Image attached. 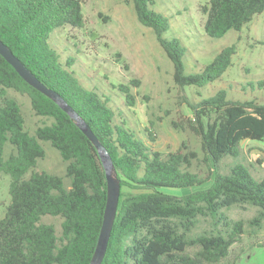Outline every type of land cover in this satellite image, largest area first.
Segmentation results:
<instances>
[{
	"label": "trees",
	"instance_id": "16d2710c",
	"mask_svg": "<svg viewBox=\"0 0 264 264\" xmlns=\"http://www.w3.org/2000/svg\"><path fill=\"white\" fill-rule=\"evenodd\" d=\"M130 1L138 22L153 32L170 60L179 86L204 87L231 65L233 46L223 48L200 72L186 74V48L178 39L163 36L170 26L165 16L151 9L155 0ZM263 11L264 0H208L200 7L202 30L208 38L219 39L229 31H241ZM83 25L81 0H0V41L63 98L111 157L120 195L101 264L219 263L244 233L243 222L227 216L229 209L256 208L248 224L253 232L264 228V173L255 177L239 160L242 141L264 142V103L256 98L228 99L224 89L189 103L188 128L208 162L206 175L194 173V153L152 151L125 118L117 121L121 114L106 93L82 85L71 70L72 60H63L49 45L55 29ZM111 86L128 108L135 106L129 85ZM263 87L264 80L249 86L252 91ZM8 91L26 95L34 115L50 124L30 132L18 101ZM144 131L153 141L150 128ZM46 146L63 163L60 175L38 169ZM227 159L232 163L226 165ZM0 174L9 178L8 203L0 218V264H89L107 197L97 151L66 113L25 83L1 56ZM162 188L195 190L174 196ZM44 217L61 220L59 234ZM201 218L210 219L212 228L194 235Z\"/></svg>",
	"mask_w": 264,
	"mask_h": 264
},
{
	"label": "rangeland",
	"instance_id": "374dc122",
	"mask_svg": "<svg viewBox=\"0 0 264 264\" xmlns=\"http://www.w3.org/2000/svg\"><path fill=\"white\" fill-rule=\"evenodd\" d=\"M208 0H155L151 9L165 16L169 29L165 38H175L186 48L183 56L184 72H200L223 48L233 46L235 54L231 65L217 80L204 87H182L173 79V67L159 46L153 32L142 26L130 0H81L84 25L81 29H55L49 45L62 59L72 60L71 70L82 85L100 89L112 101L117 121L127 120L128 126L145 141L152 151L162 154L178 149L195 154L191 170L206 175L204 159L198 138L189 130L191 117L189 103L212 96L220 89L232 100L256 98L264 103L263 89L251 90L250 84L264 80V11L256 15L241 31H229L219 39L208 38L202 30L204 17L200 12ZM139 82L138 86L130 83ZM127 84L135 97V106L128 108L123 96L111 85ZM95 86V87H94ZM245 87V91L242 88ZM22 110L26 128L33 132L51 120L34 115L26 95L8 91ZM176 124L177 126H174ZM183 126L185 128H183ZM152 131L151 138L144 131ZM46 157L38 163L39 170L61 174L63 163L58 153L45 147ZM239 160L249 167L255 177L264 173V142L244 140L240 143ZM232 163L231 159L224 162ZM9 178L0 174V218L8 203ZM195 188H162L161 191L182 196ZM232 220L243 222L244 233L228 254L216 264H264V228L253 232L248 224L257 209L248 205L233 207L226 212ZM60 232L59 218L44 217ZM212 228L210 219H199L193 234Z\"/></svg>",
	"mask_w": 264,
	"mask_h": 264
},
{
	"label": "water",
	"instance_id": "95a60500",
	"mask_svg": "<svg viewBox=\"0 0 264 264\" xmlns=\"http://www.w3.org/2000/svg\"><path fill=\"white\" fill-rule=\"evenodd\" d=\"M0 56L16 71L25 83L52 100L64 113H66L97 151L104 169L107 197L102 225L89 264H101L107 250L120 195V184L111 157L85 121L79 117L58 93L42 84L2 41H0Z\"/></svg>",
	"mask_w": 264,
	"mask_h": 264
}]
</instances>
